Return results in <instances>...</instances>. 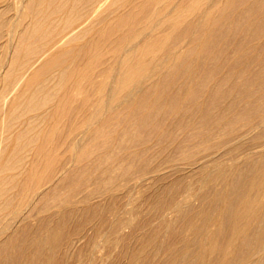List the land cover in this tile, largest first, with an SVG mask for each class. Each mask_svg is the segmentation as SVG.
<instances>
[{"label": "bare ground", "instance_id": "1", "mask_svg": "<svg viewBox=\"0 0 264 264\" xmlns=\"http://www.w3.org/2000/svg\"><path fill=\"white\" fill-rule=\"evenodd\" d=\"M134 1L135 3H133V0H0V238H1L0 258H3V257L6 258L7 256L9 257V255L10 254L12 255L15 251L14 243H15V239L17 238L16 234L17 232H19V230L18 228H16V231H11V232L9 231L14 230V227L16 225L22 224V221L24 223L25 220L29 218L30 213H28L29 215L28 214L22 215L23 213H21L23 209H25L24 206L29 203H32L33 199L37 196L39 191L45 185H49L53 183V180H55L58 176L60 177L64 175V173H67L70 168L71 163L76 162V160L78 159L80 160L84 156H86L87 147H88V146L86 147L88 143V142L86 143V141L88 140V138L89 139L91 138L94 132L95 134L93 137L94 138L93 143L94 141L95 143H97L98 138L103 139V137H104V141L100 140L98 141V143L101 142L100 144H102L103 142L105 143V141L106 142L108 141V138L106 140V137L103 136L102 133L100 135V137L102 138L98 137L99 136L98 134L96 135L98 131H101L99 127H100V123L103 120L105 121L102 122V125L106 124L107 126H109L108 123L111 121L110 118L114 114H111V116L108 117L107 114L110 113L108 110L110 109L115 110L114 112L116 113V117H114L115 115L112 116L114 119V118H118L117 115L121 116V113L125 115L128 112V110L131 112H134L133 111L134 107L133 108L131 107L134 106L135 103L142 104V108H143V104L144 106H146L144 103L145 101H147L146 103L148 104L150 101L154 102L157 99L156 94L158 92L157 87H156L157 84H155L154 82L155 78H158L156 79L157 81L160 79L159 77L164 75V73L166 74L172 73L173 69L176 68V64H178L179 61L185 62L184 64L188 63L187 61L184 60L185 49H198L197 50L198 53L202 49H204L206 44L208 43L206 41L207 38L206 37L204 38V35L206 36V34L209 32H210L209 34H211L214 28L219 25V24L218 25L216 24L221 19L224 20L225 18V22H226V17H228L229 14L232 12L234 3L237 0H137V1L134 0ZM239 6L238 8L241 9L240 10L241 15L243 14L244 18L246 17V20L244 21H246V23L248 24H251L252 26V27H247L249 28L248 30H250V28H253V27L255 29V30L253 29V31L263 28L262 32L264 35V23L261 22L262 19L264 18V0H242L241 2L239 1ZM10 10L12 11L11 15L8 14V11ZM254 11L262 13L263 17H260V19L258 18L256 19V17L254 19L253 17L254 15L250 17L251 13ZM223 20L220 21L222 22V25L225 23V22L223 23ZM217 28L216 30H218ZM225 29L220 28L218 30L219 35L222 32H226L224 31ZM210 37L212 38V36ZM258 39H259V36H258ZM167 40H169V42L172 43L170 46H167L169 45L168 44L169 42L166 45ZM259 40H261V38ZM165 46L166 48L167 47L168 48L166 49ZM164 48L166 49L165 51H164ZM88 49L90 50L99 49V50L98 51L96 50V52L92 51L91 53L93 54L89 53L88 55V52L90 51ZM105 49H108V50H105ZM86 50H87V55L90 56V58L93 56L91 59L89 58L90 60H87V62H85L86 59H83V56H82L85 54ZM109 50L112 51L111 53H109L110 55L107 54L108 52H110ZM244 50L245 49H243V51ZM248 50L249 49H246V52H245L246 55H247ZM243 51L240 49L239 52L241 53ZM236 52H237V49H236ZM106 55H109V57H107ZM250 56H252V54L251 55L249 54L248 57ZM248 57L246 58L248 59ZM246 58H245V62L247 61ZM255 58L257 59V61L260 59L257 57ZM82 59L85 62V65L84 64L82 65V62H81ZM232 59H230L231 62H232ZM249 59L251 61V58ZM106 60H107V66L109 65V68L107 70L105 67L104 69V68H101V66H99L101 64L104 65L106 63ZM249 62H246V63H249ZM260 62H262V60ZM246 63L245 65L248 66V64ZM231 64H235V63H231ZM181 65H179V67L177 68L178 70L179 68L181 69L180 67ZM216 65L219 66L218 62L216 63ZM262 65L260 68H263ZM175 70L176 69H174V71ZM243 70L247 72L245 69ZM233 71H236V70H231V74ZM161 73L162 75L160 76L159 74ZM186 73L193 74V66L189 67L187 65ZM227 74H230V72ZM232 75H231V78H232ZM241 75H242L241 79H243L244 78L243 74ZM217 77L221 78L220 75ZM217 77H213L212 74H208L207 80L205 81L204 79L206 84H207V81L209 82L208 85L204 87V84L201 83V85L203 86L202 89L208 90L210 91V93H212L210 94L212 95L211 100L212 98H214L213 94L217 93V89H218L216 87L218 86L217 84L221 81V80L219 81ZM249 77L248 79L251 80V77L250 78ZM226 78L228 79L229 75ZM246 79H244V82L246 81ZM193 80L197 84L199 83L200 78H198V76H195ZM240 81L238 82L240 83ZM254 82L256 85L257 82L256 81ZM237 83H235V86H239V83L238 85H236ZM241 83L242 84H241L240 89L242 88L241 93L243 96L244 93L242 92V90H245L244 89L245 87H242V86H244L245 83L243 82ZM220 84L219 86L221 88ZM248 84H250L249 86H251L252 83H248ZM87 87H92V88L87 89ZM251 87H254V86L252 85ZM89 89L92 91H88ZM257 89L258 88L256 87L254 88V93L255 92L257 93L256 91ZM220 90H221L219 91L220 93L221 92L226 93L227 91V90L223 91L222 88ZM236 90L239 91V89H236ZM181 91H182V88L180 90V93ZM183 91L186 92V93L184 92L181 93V94H184V97H182L181 95L183 99H181V97L180 98L178 97L181 100L177 99V101L179 100L182 103V101L185 100L184 98L188 97L190 101L189 99L188 100L186 99L187 101L186 100L185 101L187 102V104H190V105L188 106L185 105L187 107L183 109V106L181 105V103L179 105V103L176 102V104L172 105L171 102L174 101L172 100L170 102L171 103L170 105L172 106H170V110H169L170 117L173 118V116H177L178 114H183V116L191 115L192 118L190 119L192 120L188 119L190 121L186 123L185 121L184 122L179 121L178 124L175 123L177 124L175 125L176 127L175 133L177 134L176 129L178 131L180 130L179 132L180 136L177 137L176 135L175 138L172 137V133H173L172 130L171 131L169 130L170 132H172V133H169V131H165L163 126L158 127V128L156 127L155 128L156 131H154V137L157 138L156 140L159 139L158 145L161 146L160 148H158V150L162 151L161 148L172 150L175 156H177L176 155L177 153L178 155L180 154V156L177 157L178 160L180 159L182 161L183 160L188 161V163L189 162L193 163L192 161L193 156L191 155L193 152L191 153L189 151L190 153H187V154L183 153L184 151L183 148L185 146L186 147L188 146L189 141H193L197 144H202L203 149L205 151H209L211 150L213 146L212 145L213 141L211 142V140L215 139V137L217 138L219 134L222 136L221 138L222 140L216 142V147H217V143L221 145L230 144L232 145V147H236L238 144L236 143L235 145L234 143L235 141L232 142V139H233V135H235V132L237 135L238 130L235 131V128L238 127L239 124L238 125L236 124L237 125L236 127H233V124L235 126L234 122L238 121L239 119L243 121L244 124L242 123V126H244V129L247 128V132L248 130L253 131V129H256L257 127L260 128V126H263L264 128V100L262 101V99H260L262 102L260 101V103H258L259 97L254 96V98H252L253 96V95L251 96L252 92L250 93V96H249L250 98H249L248 97L249 93L245 91L246 94L248 93L247 96L245 94L246 98L247 97L249 98V100H246V98L245 100L248 103V101L252 100L254 102L258 98L257 99L258 102L254 103L255 105L253 103L251 104V107L252 105H254V107H252V112L253 111L255 112L257 118L254 117V119L255 118L256 119L252 120L250 118L252 115L251 116L249 115L251 113L248 114V112H246V114H242L241 112H239L241 113V115H239L238 111H236L240 117L234 120H226L224 119L226 118V116L222 117L224 115V114L222 115V113L224 112L226 113L227 110H225L222 113H219L222 116L216 113H212L213 110L210 106L208 105L202 106V102L206 101L205 98H204L205 100H203V98L202 99L200 98V101L197 100L198 98L197 96L196 98L195 95H191L190 87ZM233 91H232V94H233ZM205 93L207 92L205 91ZM225 93H222V96H224ZM259 93L260 92H258V94ZM158 94L160 95L162 93H158ZM166 96L168 97L169 94L166 93ZM172 96H176V95L173 94ZM261 97L262 95L260 96V98ZM172 99H176V98H172ZM216 99L217 98H215V100ZM218 100L215 101L216 104ZM246 101H244L243 103H245ZM157 102L158 100L155 101L156 104ZM160 102L161 101L159 100V105H160ZM155 103L153 106H151L152 108L150 107L151 108L150 112L149 110L147 111L148 113H153V115L156 114L155 118H152L153 116L152 114H150L151 116L148 114V116H150L152 120L154 119L153 121H151L152 123L147 121L148 116L147 117L144 116L145 118L144 117L138 118L139 120L136 119L137 116L135 118L132 117L135 120H138L137 122H135V124L133 123V126H131L132 131H133V127L135 128V132L133 131L130 133V130L129 132L128 130H126L127 127L129 128L128 121L126 124L127 127L126 126L124 127V125L122 124V122L124 123V121L127 120L126 118L131 113L130 112H129L130 114L127 113L125 117H123L125 119L122 118L124 120V121L122 120L121 122V125L124 128V131L122 132H124L126 136H127L126 133L130 135L126 139L123 136L124 140L121 141V144H120L121 147H126L127 149L129 148L128 145H130L131 143L134 144V141H135V145H136V142L138 143L139 141H141L140 145L142 146L134 147L131 150H126L124 154L115 156V158L120 157L119 159H123V160L126 158L127 162L118 163L115 165H112L111 163L108 169H106L102 173L104 174L108 172L109 175L105 174L106 176L104 175L102 176L101 174L99 176L101 179L99 181L101 183L99 182L100 185L97 184L98 186H96L95 188L90 187V184L86 182L88 180L86 181L82 180L83 182L85 181L82 188H80L79 186L75 187V185L73 188H78L79 190L70 188V189H73V191L69 190L70 192L73 193V194L71 193V198L61 201V203L58 202L59 200H56V198H54L57 202H52V204L56 203L55 205H53V207L54 206L58 207L59 211L57 209L56 213L53 212L55 213L53 214V216L55 215L53 218H55L56 216H59V214H61V216L63 217L62 213L65 210H67L68 207H71L72 212L76 210L78 213L80 212L83 215L85 214L89 215L88 212L93 211V210H90L91 206H89V204L91 203L92 200L95 199V197L96 198L101 197L102 199V197L105 196L106 198L108 196L110 198V197H113L114 194L122 191L125 187H130L131 189L132 188L135 189L136 196L134 195V196H130V198H127V200L125 201L126 204L123 208H114L115 205L113 206L111 205L114 208L112 209L113 211L110 210V212L111 211L113 212L112 214L113 216H111L112 223L110 225L111 233L108 234L109 232H107V234L108 236H110L111 234L112 236L114 235L113 236L115 238L114 244L117 245L120 242V240L123 238L122 231L125 227L134 226L135 228V225L133 224V222H134V219H136V217H133L134 215H132L133 207L132 206L129 207L128 205L130 204L133 205L134 203H136L135 200L137 197L139 198L140 195L144 196L143 194L146 193L147 189L150 190V188L153 185L154 186L157 185L158 182L163 178L161 176V174L164 173L163 169L164 170L168 169L165 166L164 168L163 165L165 163L167 164L168 162H171L174 160L172 158L167 157L169 153L166 155L165 151H163V154H165L166 156L163 154H160L161 152L159 153L160 154L159 156H157L156 154L150 155L152 151H150V154H148L149 149L152 150L151 145L153 144L151 143H155L154 142L155 139L152 140L154 137L152 135L148 136L150 133L147 134V132H146V136H147L146 138L145 132L143 133L142 131H147L146 128H149L155 122L160 120L157 114L163 109L164 111L167 109V105H165L166 107L165 109L163 104H162L163 106H159L158 104L156 105ZM204 103L205 102H203V104ZM164 104H166V101L164 102ZM183 104H186V103H183ZM234 105H231V107H233ZM196 106L200 110L199 114H197L199 111L195 112L198 110V109L195 110ZM147 107L149 106L147 105ZM140 108H141V105H140ZM159 108H161L162 110H160ZM224 109H226V107ZM245 109L243 110V108H241L240 111L244 113V111H247V109H251V108L245 107ZM142 110L143 109H141L140 112H146V110L144 111ZM215 110L218 111V108H216V106H215ZM215 110L214 112H216ZM85 111H88V112L84 113ZM124 111L126 112L125 114L123 113ZM236 112L234 111V113ZM64 113L70 114V116H72L71 114H73L74 119L68 125V130H67V133H65L66 134L65 138L63 139L61 144L58 143V146L60 144L61 146L59 147H62V148H64L63 146L66 145L65 147L67 150L65 151L66 152L65 155L64 153L62 154V157L65 156L63 157L64 162L57 165L54 163V161L56 160L55 157H57L56 154L59 155V152L55 153V155L52 153V150L54 151V146L52 145H53V142L55 143L57 142L55 141V139L57 138L54 139V137H51L52 135L53 136L55 135L53 134L54 132L52 133V135L51 133L50 134H47V133L50 131L56 130L57 127L62 126V125L59 126V119L61 116H63ZM146 113L144 115H146ZM161 113L162 112H160L159 115ZM165 113L167 112H164L162 114L164 115ZM141 114L142 113H140V115ZM105 115H107L106 116L107 119L106 117L104 118ZM238 115H236V117ZM184 117H183V120L185 119ZM233 117L234 116H232V119ZM56 118H58V120H55ZM77 118L80 119L81 121L77 120ZM53 119L55 120L54 124H53ZM51 120H52V123L49 122ZM68 120H70V118ZM135 120L131 119V121H135ZM148 120L150 121L149 118ZM193 123L198 124V126L202 128H196L195 126L193 127L192 126ZM51 124H53V126ZM49 125L50 127H48ZM242 126L239 127L240 130H244L242 129ZM232 128L235 132L231 131ZM137 129L142 130L141 133L138 132ZM189 129H192V130H189ZM76 130L80 132L79 133L77 132L76 133L77 135H73L74 132H76ZM256 131L259 132V130H256ZM240 132L243 133L242 131ZM240 132H238V134ZM231 133H233V135H231ZM244 135H246L245 130H244ZM244 135H241V136H244ZM260 136L258 137L262 138ZM143 137L145 138L143 139ZM245 137H250V136H245ZM163 138L165 141L168 140L167 144L169 143V145H166L165 148L163 145L159 143V141H161V139ZM251 138L253 139L254 137H251ZM237 139L240 140L241 137L239 138L237 137ZM253 140H255V138ZM253 140L252 142H254ZM257 140H255L254 143H259L258 145L256 144L259 148L256 146L258 149L257 150L255 149L256 152H254L253 154L259 153V155L257 156L258 160L256 159L257 157L255 158V156L253 157V155L250 154L251 152L249 151L244 152L243 150L245 149L241 148L240 146L239 150L243 149L242 150L243 153L240 151V153L242 154L239 155V157L236 158L234 161L231 158H229L232 160L231 163H229L228 161V163L230 164V165L228 164L229 167H223L222 162L224 161L222 160H220L222 161L221 162L222 165L219 164L218 162L214 163L212 169L203 168V166L201 167L202 163L199 164L200 169L199 167L198 169L201 171L202 176L198 177L199 172H198V175L196 176L198 178L202 177L203 179H201V181H203L204 184L206 183L210 184L212 182L215 186L217 181L221 180L224 182V187L229 188L232 182L234 184L236 182V181L235 182L233 181V176H235L234 173H237L236 172L237 170H240L238 169L239 164H241L240 162H243V161L246 162L250 158L251 159L255 158V161L257 160L256 163L254 161L255 164L252 165L253 167L250 168L251 169L250 172L253 173V176L249 175L252 177V178L250 177L251 178L250 180L248 179L249 182L247 181L246 178H244L245 181H247L246 182L247 184L244 182V185L242 184L241 187L240 186L236 187L235 189L238 188V191H239L238 193L237 192L235 193V190H233L234 195L237 194L236 200L230 201L227 198H225V196H222V193L218 191L215 192L214 198H213L211 195L213 191L211 192L209 191L211 195L210 197H212L213 200L216 199L217 201H219V206H217L219 207L218 216L216 217L217 213L214 214L216 219L215 221H212L214 222V224L212 223V226H209L210 224L207 226L204 225L205 221H207V219L210 217L209 216L207 219L205 217L206 215L208 216L209 214H211V213L207 214L209 211H206V215L204 214L205 216L202 213V215L204 216L202 218L206 219L204 221L202 220L203 221L202 227L200 226L201 223L200 225L198 223L197 227L193 226L192 223H189L190 224L189 228L190 229L192 227L197 228L196 231L200 234L199 235L200 237L198 238V235L195 233L198 238L197 240L198 244L196 242L197 238H195V236L194 237L190 236L191 238L188 237L189 239H192V240L194 238L197 248L192 247L193 250L191 251V248L189 250L190 246L187 244L186 245L187 247L183 246L184 249L180 250L181 251L180 253H177L175 251V254L176 253H177L176 255L179 254L181 258V262L180 263L177 262V264H190V263L191 264H264V148H263L264 140L260 139L259 140L260 142L259 141L256 142ZM247 141L246 143H248ZM156 144H157V141L155 145ZM59 147H57L55 151L59 150L58 149ZM62 148H60V150H62ZM154 149H157V148H154ZM190 149L192 148L190 147ZM203 149L200 148L201 151L199 149L197 150L199 151L198 155L200 152H201L200 154L202 155V152L204 151ZM224 149L222 152H224ZM228 149H225V150L228 151ZM186 150H188V148H186ZM193 150L194 152L196 151L195 149ZM236 150L234 151V153L236 152ZM152 153H154V151ZM240 153L236 152L235 155H238ZM250 155L251 157L249 158ZM198 157L199 158L203 157V159L206 158L204 157V154L201 157L200 155L197 156V158ZM214 158H216V155ZM232 158H235L234 155ZM104 159H108V156L106 154H105ZM208 161H205V162L207 163ZM216 161L218 160L216 159L214 162ZM209 163H211V161ZM247 163L249 164V162H246L244 163V165H246ZM40 165L43 166L42 170L38 169ZM169 165H167V167ZM176 166L175 168H177ZM248 166H251V165H248ZM190 167L188 169H190ZM178 168L179 169L177 171H179L178 172L179 174L181 171L180 169L181 167L178 166ZM195 168H196V165H195ZM172 169L174 170V167ZM169 170L170 169H168L167 171ZM71 171H70V174H71ZM39 172H41L40 178L37 180V183H35L36 185L33 186L32 183L34 182V179L39 174ZM88 173H89V170H88ZM175 174L177 175V173ZM241 174L243 173L241 172ZM172 175L173 174H171V176ZM191 175H193V173H191ZM249 176L247 177L249 178ZM178 177H180L181 179V177H184V176L179 174ZM187 180L188 179L186 178V181ZM146 182H149V185L147 184L148 185L147 187H146ZM187 182H188L187 183V186H188V184L191 183V181L190 182L187 181ZM238 182L239 180L237 181V183ZM160 183L162 184L163 182H160ZM77 185L78 183L76 184V186ZM192 187L193 186H191V188L190 186L185 187L187 188L185 189V193H183L184 190L182 189L183 194L181 195L182 196L181 198L179 197V199L178 197L175 196L177 199H175L174 197L175 200H173L174 194L172 193L171 195L172 199L170 198L171 201L168 200L169 202L164 203L165 211L162 213L163 217H161L162 218L161 220L164 222V224L167 223V225H169L168 219L169 220L173 219L172 217L176 213H180L185 207L188 206L190 208L191 203H192L191 198L193 196L196 195V198L199 197V196L197 197V194H196L197 192L193 193L192 190L194 189V187L193 189ZM126 191L129 192L128 188L127 190H125V192ZM119 196H120V193H119ZM201 198H205V197L203 196ZM212 198H210L211 200L208 199V201L209 200L212 201ZM114 200L117 201L116 199ZM155 200L156 199H154V201ZM206 204H208L207 201H206ZM50 205H48V207ZM97 205L98 204H94L93 208L95 209ZM102 205L103 204H101V206ZM197 205H200V204H197ZM208 206L210 205L208 204ZM197 207L196 209H198ZM201 208L199 210H201ZM107 212H104V213L106 214ZM210 212H211V209H210ZM61 216H59L60 218H56L58 220L56 221L54 220L56 223L55 225H49L51 222L48 224L46 223L51 218L50 219L47 218L48 219L47 220L46 216L43 218L40 217L41 222H37V223H40L42 225V227L40 228L42 230V233H39V235H41V239L38 240L37 242H33L34 238L32 236L28 237V238H32L31 241L33 243L29 242L28 240L30 239H28L26 242H29V244L30 243L32 244L30 246L27 243L26 246L28 247L29 245V248L32 249L29 254L31 256L30 259L36 264H58V257H57L58 253L57 252H60L58 248H61L60 244H62V242H63L64 247H63L61 255H63L66 258L67 257L71 258L70 256L74 254L73 247L75 245L73 246V243L75 242L76 244V241L78 242V240H81L83 239L84 236H86L85 235L86 232H83L81 228H78L80 225L78 224V221L81 220V218L79 219V217H77L79 219V220L76 219L78 227L77 226L73 227L75 230L73 229V231L68 232V234L64 232L65 234H67L66 238H64L65 236V234L63 233L64 227L62 226L64 221L61 219ZM158 216H160V214H158ZM70 217H72V215H70ZM103 219H100V220L103 221ZM105 219L107 220V217ZM111 219H108V220H111ZM210 219L211 217L208 219V221ZM66 220L68 221V219ZM84 221L86 220H83V223ZM79 222L81 223V221ZM163 222H160L161 223L160 228L162 225H164ZM185 222L187 223V221ZM225 223H227V231L225 230L227 233L223 235L222 231H224V229L226 228L225 227L223 228L222 226H226ZM68 224H69V221H68ZM97 224H95L94 226L95 229L93 228L94 233L97 231V226L98 228L101 227L100 224H99L100 226ZM105 224H102V225L104 226ZM140 224L142 225V223ZM195 224H196V221H195ZM253 226L254 228L251 229ZM137 227L138 226H136V228ZM136 228L134 230H136ZM37 229H39L38 226H37ZM160 230H163V229H160ZM139 231H141V228L139 229ZM20 233H18V235H21ZM132 233H133V230H132ZM24 234L25 233H23V236ZM95 237L96 235L92 233V235L90 236V239L88 238V242H87L88 252L89 254H92V255L94 251L96 250V247L98 248L99 243L103 241V238L105 239L104 242L108 239V237L104 235V237L100 238L98 241L97 240L95 241L94 240ZM183 238H187V237H183ZM25 240H24V243L22 242L24 244L23 246H25ZM153 240L154 238H151L148 243L151 244ZM109 241L110 240L108 239L106 242L110 243ZM153 243L155 244V240ZM15 245L18 246L17 241ZM163 245H160V246L163 247ZM180 245L178 247H180ZM9 246H11L10 251L12 252L10 254L7 252V249L9 248ZM165 250H166V247H165ZM162 251L164 252V249ZM16 252H18V250H16ZM170 253L174 255V252L172 253L171 251ZM173 255H171L172 258L169 255V258L172 261L176 259ZM158 256H157V259H159ZM99 257L103 260L104 256L101 255ZM180 258H179V261H180ZM21 259H23L22 256H21ZM17 260L19 261V259ZM170 260L168 259V262ZM10 261H12V259ZM31 261L29 260V262ZM172 261H170L169 263H171ZM90 263H91V260H90ZM92 263H96V262L93 261ZM100 263L104 264V261ZM11 264L13 263L11 262ZM16 264L18 263L16 262ZM20 264H22V262ZM25 264H27V261Z\"/></svg>", "mask_w": 264, "mask_h": 264}, {"label": "rangeland", "instance_id": "2", "mask_svg": "<svg viewBox=\"0 0 264 264\" xmlns=\"http://www.w3.org/2000/svg\"><path fill=\"white\" fill-rule=\"evenodd\" d=\"M137 1V0H136ZM239 1L241 2L242 0H237V1H235V3H234V7L232 8V12L229 14V16L228 17H226V22H225V18H224V20L223 19H221L220 21H222L223 20V25H222V22H218L216 25H218V26H216L215 28H214V30L211 32V34H209V33H205L206 34V36L204 35V38L206 37L207 38V44H206V46H205V48L204 49H202L199 53L197 52V50L198 49H185V53H184V60L185 61H187L188 63H186V64H184L185 62H178V64H176V68H174V69H176L175 71L176 72H178V73H176L175 71H174V69H173V71H172V73H168V74H166V73H164V71H163V73H164V75L163 76H161L162 75V73L161 74H159L161 77H159L160 79L159 80H157L156 81V79H158V78H155V80H154V82H155V84H157V90H158V92H157V94H156V100L155 101H157L158 100V102H157V104L159 105V100L161 101L160 102V105L159 106H163L164 105V107H165V105H167V109H166V107H165V111H164V109L162 110L161 108H159L160 110H162V111H160V112H162V113H164V112H167V113H165L164 115L162 114H160L159 115V113L157 114L158 116H159V118H160V120H158L157 122H155L153 125H151L149 128H146L147 129V131H142V130H138V132H140L141 133V131L144 133L145 132V137L147 138V136H146V132H147V134H149L148 136H153L154 137V131H156L155 130V128L157 127H161V126H163L164 127V129H165V131H171L172 130V132H170L169 131V133H172V137H174L175 138V136L177 135V137L178 136H180V130L178 131L177 129H176V132H177V134L175 133V125H177L178 124V122L179 121H182V122H184L185 121V123L186 122H188V121H190V120H192V119H190V118H192L191 117V115H189V116H183V114H178L177 116H173V118L172 117H170V113H169V110H170V106H172V105H174V104H176V102L177 103H179V105H180V101L179 100H181V99H183L182 97H184V94H181V93H183L184 91L183 90H186V89H188L189 87L191 88V95H195V97L197 98V100H199L200 101V98L202 99L203 98V100H205L206 99V101H203V100H201V101H203V102H205L204 104H203V102H202V106H210L211 108H212V110H213V112L212 113H216V114H219V113H222V112H224L225 110H227L226 111V113L224 112V113H222V115L221 114H219V115H221L222 117H224V116H226V118H224V119H226V120H234V119H236V118H238V117H240L239 115H241V113L242 114H246V112H248V114L249 113H251V114H249L251 117V119L252 120H255L256 118H257V116H256V114H255V112L253 111L252 112V107H254V103L255 102H258V103H260V99H262V101L264 100V35H263V32H262V30H263V28H261V29H258V30H256V31H253V29H254V27L253 28H250V30H248L249 28H247V27H252L251 26V24H248V23H246V21H244V20H246V17L244 18V16H243V14L241 15V13H240V8H238V6H239ZM133 3H135V1L133 0ZM137 3V2H136ZM240 7V6H239ZM234 11V12H233ZM11 13H12V11L10 10V11H8V14L9 15H11ZM219 15V14H218ZM252 15H254L253 17H254V19H255V17H256V19L258 18V19H260V17H263V15H262V13H260V12H256V11H254V12H252L251 13V15H250V17L252 16ZM252 17V18H253ZM239 18V19H238ZM230 19V20H229ZM238 19V20H237ZM242 19V20H241ZM235 20V21H234ZM238 21H239V23H238ZM240 21H242V22H240ZM247 24H245V23ZM261 22H263L264 23V18L262 19V21ZM226 24V25H225ZM227 24H229V25H227ZM168 25V24H167ZM234 25V26H233ZM241 25V26H240ZM249 25V26H248ZM240 26V27H239ZM243 26V27H242ZM218 27V28H217ZM165 28V27H164ZM216 28L219 30L220 28H223V29H225L224 31H226V32H222L220 35H219V33H218V30H216ZM238 28V29H237ZM255 30V29H254ZM209 35V36H208ZM215 35V36H214ZM218 35V36H217ZM210 36H212V38L210 37ZM258 36H259V39L261 38V40H259L258 39ZM262 36H263V38H262ZM211 40V42H210V40ZM251 40V41H250ZM170 41H171V39H170ZM254 41V42H253ZM259 41V42H258ZM169 42V40H167V42H166V45H167V43ZM250 42V43H249ZM169 45H167V46H170L172 43L171 42H169L168 43ZM234 45V46H233ZM256 46V47H255ZM165 48H166V46H165ZM164 48V51L168 48H166L165 49ZM170 48V47H169ZM236 49H237V52H236ZM240 49L243 51V49H245L243 52H239L240 51ZM246 49H249L248 51H247V55H246ZM88 50H90V49H88ZM96 50L97 49H91L89 52H88V55H89V53H91L92 51L94 52H96ZM99 50V49H98ZM97 50V51H98ZM104 50V49H103ZM105 50H108V49H105ZM223 50V51H222ZM110 52H108L107 54H109V53H111L112 51L111 50H109ZM220 51H222V52H220ZM249 52V53H248ZM91 54H93V53H91ZM249 54L251 55L252 54V56H250V57H248L249 56ZM87 55V50H86V52H85V54L84 55H82L83 56V59H86L85 60V62H87V60H90L91 58H90V56H88ZM110 55V54H109ZM109 55H106L107 57H109ZM245 55H246V57H248V59L245 57ZM257 57V58H260L261 60H262V62H260L259 60L257 61V59L255 58V57ZM88 57V58H87ZM106 57V58H107ZM90 58V59H89ZM233 58V59H232ZM245 58L247 59V61L246 62H249L250 61V59L249 58H251V61L249 62V63H246L245 62ZM83 59L81 60V62H82V65L84 64L85 65V62L83 61ZM230 59H232V62H231V60ZM235 59V60H234ZM254 59V60H253ZM244 61V62H243ZM256 61H257V63H256ZM218 62V65L219 66H217L216 65V63ZM230 62V63H229ZM260 62V63H259ZM109 63V62H108ZM231 63H235V64H231ZM245 63L246 64H248V66L247 65H245ZM110 64V63H109ZM181 64H183V65H181ZM260 64V65H259ZM263 64V65H262ZM105 65V66H104ZM104 65H99V66H101V68H106V70L109 68V65L107 66V60H106V63L104 64ZM179 65H181L180 67H181V69L179 68V70L177 69L178 67H179ZM187 65L190 67H192L193 66V74H189V73H186V68H187ZM261 65H262V67L263 68H260L261 67ZM104 68V69H105ZM243 69H245L247 72H245ZM231 70H236V71H233L232 72V74H231ZM261 70V71H260ZM174 72H175V74H174ZM230 72V74L232 75V78H231V75L230 74H227V73H229ZM239 73H241V74H243V79H241L242 78V75L241 74H239ZM208 74H212L213 75V77H217V76H219L220 75V77L221 78H219V77H217L218 79H219V83L217 84L218 86H216L217 88V93L215 94H213V96H214V98H212V100H211V97H212V95H210V94H212V93H210V91H208V90H204V89H202V85H201V83H203L204 84V87L206 86V85H208V81H207V84H206V80H207V77H208ZM158 75V76H159ZM223 75V76H222ZM229 75V78L227 79L226 77ZM235 75V76H234ZM239 75V76H238ZM157 76V77H158ZM195 76H198V78H200V80H199V83H197L196 84V82L193 80L194 79V77ZM226 76V77H225ZM251 77V80L250 79H248V77ZM223 77V78H222ZM249 77V78H250ZM247 78V79H246ZM204 79H205V81H204ZM223 79V80H222ZM231 79V80H230ZM244 79H246V81L244 82ZM203 80V81H202ZM240 80H242V81H240ZM223 81V82H222ZM238 81H240V83L238 82ZM248 81V82H247ZM250 81V82H249ZM254 81H256L257 82V84L259 85H255V82L253 83ZM259 81V82H258ZM222 82V83H221ZM239 83V86H235V83ZM241 82H243V83H245L244 84V86H242V87H245L244 89L245 90H242V92L244 93L243 94V96H242V93H241V89H240V87H241ZM263 82V83H262ZM221 83V84H220ZM238 83L236 84V85H238ZM248 83H252L251 84V86L253 85L254 87H251V86H249L250 84H248ZM260 83H262V84H260ZM219 84L221 85V88H222V90L223 91H226V93H227V95H226V93L225 92H219V91H221L220 89V86H219ZM248 84V85H247ZM222 85H223V87H222ZM260 85H262V86H260ZM234 86H235V88H234ZM247 86H249V87H247ZM182 88V91H181V93H180V90H181V88ZM226 87V88H225ZM232 87H233V89H234V91H233V89H232ZM236 87H238V88H236ZM251 87V88H250ZM258 88L256 91H257V93L255 92L254 93V88ZM259 87H260V89H259ZM88 88H92V87H87V89ZM220 88V89H219ZM224 88H225V90H224ZM230 88V89H229ZM250 89V90H248V89ZM232 89V90H231ZM236 89H239V91L238 90H236ZM253 89V90H252ZM228 90H230V91H228ZM248 90V91H247ZM88 91H92V90H88ZM205 91L207 92V93H205ZM232 91H233V94H232ZM245 91H247L248 93V97L250 96V93L252 92V94H251V96H252V98H254V96H257V97H259V99H258V101H257V99L253 102L252 100H250V101H248V103H247V101L246 100H249V98L247 97L246 98V96H247V94H246V92ZM229 92V93H228ZM230 92H231V94H230ZM258 92H260L259 94H258ZM91 93V92H90ZM158 93H162V94H158ZM166 93H168L169 94V96L167 97L166 96ZM184 93H186V92H184ZM209 93V94H208ZM222 93H225V95L224 96H222ZM173 94H175L176 96H172ZM180 94V95H179ZM245 94H246V96H245ZM158 95H159V97H158ZM181 95H182V97H181ZM216 95V96H215ZM232 95V96H231ZM262 95V97L260 98V96ZM181 97V99H179V98ZM210 97V98H209ZM219 97H220V99H219ZM162 98V99H161ZM166 98V99H165ZM172 98H176V99H172ZM205 98V99H204ZM215 98H217L216 100H218L217 101V104H216V100H215ZM245 98H246V100H245ZM251 98V99H252ZM171 99V100H170ZM177 99H179L178 101H177ZM185 100L187 99H189L188 97H185L184 98ZM153 100V99H152ZM170 100V101H169ZM172 100H174V101H172ZM182 101V103H181V105L183 106V109L184 108H186L188 105H190V104H187V100L186 101ZM215 100V101H214ZM155 101L153 102V101H150L149 102V104L148 103H146L147 101H145L144 103H145V105L146 106H144V104H143V108H142V104H140V103H135L134 104V106H132L131 108H133V111L135 112V114H134V112H131V111H129L128 110V112L127 113H129L130 115L126 118L127 120H123V119H125V118H123V117H125V115L127 114L125 111L123 112L125 115H123L122 113H121V116L120 115H117V117L118 118H114L113 119V117L112 116H114V117H116V113L114 112L115 110L114 109H110V110H108L110 113H108L107 115H108V117L109 116H111V114H114V115H112L111 116V121H112V123H111V121L108 123V125L109 126H107L106 124H104V125H102V122L103 121H105V120H103L101 123H100V127H99V129L101 130V131H98L97 133H96V135L98 134L99 136L98 137H100V135H101V133H102V135L103 136H105L106 137V140H107V138H108V143L105 141V143L103 142L102 144H100V143H98V141H104V137H103V139H99L98 138V141H97V143H95V141H94V143H93V137H94V134H95V132H94V134H92V136H91V138L89 139L88 138V140L86 141V143H87V145H86V147H87V154H86V156H84L82 159H78V160H76V162H73V163H71V165H70V168H69V170H68V172L67 173H64V175H62V176H58L55 180H53V183H51V184H49V185H45L40 191H39V193L37 194V196L33 199V201H32V203H29V204H27V205H25L24 206V208L25 209H23V211L21 212V213H23L22 215H27L28 213H30V216H29V218H27L26 220H25V224L23 223V221H22V224H19V225H16L15 227H14V230H10L9 232H11V231H16V228H18V230H19V232H17V238L15 239V243H16V241H17V243H18V246H16L15 245V243H14V246H15V251H14V253L11 255L10 253H12L11 251H10V247L11 246H9V248L7 249V252L10 254L9 255V257L7 256L6 258H4L3 256H1V257H3V258H0V261H2V262H0V264L2 263V264H11V262L13 263V264H16V262L18 263V264H20L21 262H22V264H25L26 263V261H27V264H36L35 262H33V261H31V259H30V252H31V248H29V245L31 246V244L33 243V242H37L38 240H40L41 239V235H39V233H42V230L40 229L41 227H42V225L40 224V223H37V222H41V219H40V217L41 218H43V217H45L46 216V219L48 218V219H50L49 221H47L46 223L48 224V223H50L49 225H55L56 223H55V221L56 220H58V219H56V218H60L59 216H61V214H59V216H56L55 218H53L54 216H53V214H55L56 213V211H57V209H58V211H59V208L58 207H56V206H54L53 207V205H55L56 203H53L52 204V202H57L56 200H59L58 202L59 203H61V201H64V200H67V199H69V198H71V193L72 192H70L71 190L73 191V189H78V188H73L74 187V185H75V187H80V188H82L83 187V185H84V182L86 181V180H88V181H86V182H88V184H90V187H92V188H95L96 186H98L97 184H99L100 185V181L99 180H101L100 179V175L106 170V169H108V167L110 166V164L112 163V165H115V164H118V163H126L127 161V159L125 158L124 160L123 159H119L120 157H116L115 158V156H119V155H121V154H124V152H126V150H131V149H133L134 147H140V146H142V145H140L141 144V141H139L138 143L136 142V145H135V141H134V144L133 143H131L130 145H128L129 146V148H127L126 149V147H121V141H123L124 139H123V136L125 137V139L126 138H128V136L130 135V134H128V133H126L127 134V136L125 135V133L124 132H122V131H124V128H123V126L121 125V122H122V120L124 121V123L122 122V124L124 125V127L126 126L127 127V121H128V125H129V128L127 127V129L126 130H128V132H129V130H130V133L131 132H135V128L133 127V131H132V127L131 126H133V123L135 124V122H137L139 119L138 118H142V117H147L148 116V114L150 115V114H152L153 115V113H148L147 111L149 110V112H150V110H151V106H153L154 105V103H155ZM166 101V104H164V102ZM167 101H169V102H167ZM172 101V102H171ZM189 101H190V99H189ZM188 101V102H189ZM214 101V102H213ZM235 101V102H234ZM244 101H246L245 103H243ZM261 101V102H262ZM172 103V105H170L171 103ZM173 102H175V103H173ZM233 104H232V103ZM239 102V103H238ZM250 102V103H249ZM168 103V104H167ZM183 103H186V104H183ZM190 103V102H189ZM213 103V104H212ZM225 103V104H224ZM231 103V104H230ZM234 103H235V105H234ZM254 104V105H252V107H251V104ZM156 104V103H155ZM156 104V105H157ZM163 104V105H162ZM257 104V103H256ZM139 105V106H138ZM140 105H141V108H140ZM147 105L149 106V107H147ZM185 105H187V106H185ZM216 106V108H218V111H216L215 110V106ZM218 105H219V107H218ZM226 105V106H225ZM231 105H234L233 107H231ZM259 105V104H258ZM136 106H138V107H136ZM250 106V107H249ZM135 107H136V109H135ZM151 107V108H150ZM226 107V109H224ZM231 107V108H230ZM245 107L246 108H251V109H247V111H244V113L242 112V111H240V109L241 108H243V110L245 109ZM146 108V109H145ZM148 108V109H147ZM150 108V109H149ZM181 108V107H180ZM195 108V107H194ZM214 108V109H213ZM220 108V109H219ZM221 108H222V110H221ZM141 109H143L142 111H144V110H146V112H140V110ZM182 109V108H181ZM198 109V110H197ZM224 109V110H223ZM130 110H132V109H130ZM136 110V111H135ZM139 110V111H138ZM194 110V109H193ZM195 110H197V111H195V112H198L197 114H199L200 113V110H199V108H197V106H196V108H195ZM214 110L216 111V112H214ZM220 110H221V112H220ZM246 110V109H245ZM249 110V111H248ZM89 111V110H88ZM88 111H85L84 113H87ZM127 111V110H126ZM234 111L236 112V111H238V114H237V112L236 113H234ZM114 112V113H113ZM138 112H139V114H138ZM218 112V113H217ZM239 112H241V113H239ZM137 113V114H136ZM140 113H142L141 115H143V116H141L140 115ZM146 113V115H144ZM66 116H65V115ZM63 114V116H61L60 117V119H59V126H61V127H57L58 128V130H57V128H56V130H54V131H50V132H48L47 134H50L51 133V135H52V133L53 134H55L54 136L52 135L51 137H54V139L55 138H57V139H55V141H57L56 143L55 142H53V145L52 146H54V151L52 150V153L55 155V153H58L59 152V155H57L56 154V156L57 157H55L56 158V160L54 161V163L55 164H61V163H63L64 162V158L63 157H65V156H63L62 157V154L64 153V155H65V151L67 150L66 149V145L65 146H63L64 148H62V147H59V146H61L60 144H61V142L63 141V139L65 138V136H66V134L65 133H67V130H68V125H69V123L74 119V115L73 114H71L72 116H70V114H66V113H64ZM132 114H134V115H132ZM193 114V113H192ZM195 114V113H194ZM225 114H227V115H225ZM230 114V115H229ZM233 114V115H232ZM238 115L237 117H236V115ZM254 114H255V116H254ZM258 114V113H257ZM67 115H68V117H67ZM86 115V114H85ZM107 115H105L104 116V118L107 116ZM123 115V116H122ZM155 115L156 114H154L153 116H152V118H155ZM214 115V114H213ZM137 116V118L136 119H138V120H135L134 118ZM140 116V117H139ZM151 116V115H150ZM150 116H148V118L150 119V121L148 120V118H147V121L148 122H150V123H152L151 121H153L152 120V118L150 117ZM232 116H234L233 117V119H232ZM81 117V116H80ZM120 117H121V119H120ZM132 117H134V118H132ZM144 117V118H145ZM178 117V118H177ZM183 117L185 118L184 120H183ZM254 117H256L255 119H254ZM70 118V120H68ZM79 118V117H78ZM77 118V120H79V121H81L80 119H78ZM82 118V117H81ZM123 118V119H122ZM129 118H131L132 120H135V121H131V119H129ZM143 118V119H144ZM172 118V119H171ZM177 118V119H176ZM106 119H107V117H106ZM130 121H129V120ZM188 119H190V120H188ZM55 120H58V118H56ZM55 120L53 119V124H54V122H55ZM78 121V122H79ZM145 121H146V119H145ZM172 121H173V123H172ZM241 120L239 119L238 121H236V122H234L235 123V126H234V124H233V127H236L238 124H239V126L238 127H236V128H238V129H236L235 128V131H237L238 130V132H240V131H242L243 133H239L238 134V132H237V135H236V132L233 130V128H232V130L231 131H233V132H235V135H233V133H231V135H233V139H232V142H234L235 143V145H236V143L238 144L236 147H232V145H230V144H219V143H217V147H216V142H218V141H221L222 139V136L219 134V136H217V138L215 137V139H213V140H211V142L213 143H211L213 146H212V148H211V150H209V151H205L204 149H203V145L202 144H197V143H195V142H193V141H189V143H188V146L186 147V148H188V150H186V148L184 147L183 148V153H185V154H187V153H192L191 155L193 156V163H194V165H193V163L192 162H189L188 163V161H185V160H178V158L177 157H179L180 156V154L178 155V153L176 154L177 156H175L174 155V152L172 151V150H168V149H162L161 148V150L162 151H159L158 150V148H160L161 146L160 145H158V140H156L157 138L156 137H154L152 140H154V142L156 143V141H157V144L155 145V143H151V144H153V145H151V147H152V150H150L149 149V152H148V154H150V151H154V153H152L151 152V154L150 155H157V156H159L160 154H163V151H165V154L167 155L168 153V156L167 157H169V158H172V159H174L173 161H171V162H168L167 164L165 163L164 165H163V167L165 166L166 168H168V169H170L169 171H167V170H164L163 169V171H164V173H162L161 174V176L163 177H161L162 179L158 182V184L157 185H151L152 187L150 188V190L149 189H147L146 190V193L145 194H143L144 196H142V195H140L139 196V198H141V199H139L138 197L136 198V200H135V202L136 203H134L133 205L132 204H130V205H128L129 207L130 206H132L133 208H132V215H134L133 217H136V219H134V222H133V224L135 225V228H136V226H138L137 228H136V230H134L135 228H134V226L133 227H131V226H128V227H125L124 229H123V231H122V239L120 240V242L117 244V245H115L114 244V240H115V238L112 236V234L110 235V236H108V234H110L111 232H110V225H111V223H112V217L111 216H113L112 214H113V210L112 209H114V208H123L124 206H125V204H126V200H127V198H130V196H134L135 195V193H136V191H135V189H131L130 187H125L122 191H120V192H118V193H116V194H114L113 195V197H106L105 198V196L104 197H102V199H101V197H98V198H96L95 197V199L94 200H92L91 201V203L89 204V206H91V208H90V210H93V211H89L88 212V214L89 215H83V214H81L80 212V214L76 211V210H74V212H72V209H71V207H68V209L67 210H65L63 213H62V215H63V217L61 216V219L66 223H64L63 222V233L65 232V233H67L68 234V232H72L73 231V227H78V225H77V220H79L80 218H81V220H79V221H81V223L78 221V224H80L79 225V227L78 228H81V230L83 231V232H86L85 233V235L86 236H84L83 237V239H81V240H78V242L76 241V244H75V242L73 243V249H74V254L72 255V256H70L71 258H66V257H64L63 255H61L62 254V250H63V247H64V245H63V242H62V244H60V247L62 248H58L59 249V251L60 252H57L58 253V264H72L73 263V261H74V263L73 264H101L100 262H102V261H104V264H150L151 262V264H171L172 262V264H177V262L178 263H180L181 262V258H180V256H179V254L178 255H176L177 253H180L181 251L180 250H183L184 248H183V246H186L187 244L190 246H188L189 247V250H190V248H191V251L193 250L192 249V247L193 248H197V246H196V244H195V240H194V238H193V240L192 239H189V238H191V237H194L195 236V238H197V235H198V238L200 237L199 235V233L196 231V229L197 228H195V227H197L198 226V223H199V225H200V223H201V227H202V223H203V221L204 220H206L209 216L211 217V219L209 220L210 221V223H209V221H208V219L210 218H208L207 219V221H205V224L204 225H209V226H212V223L214 224V222H212V221H215V219H216V217L218 216V211H219V207H217V206H219V201H217L216 199H214L213 200V198H214V194H215V192L216 191H218V192H221L222 193V196H225V198H227L228 200H236L237 199V194H235L234 195V191L233 190H235V193L237 192H239L238 191V188L237 189H235L236 187H241L242 186V184L244 185V182L246 183L247 181L249 182V180L252 178L251 176H253V173H251L250 171H251V167H253L252 165H254L256 162H257V160H258V155H259V153H255V154H253L254 152H256L255 151V149L257 150L259 147L257 146L259 143H254L255 142V140H257L259 137L258 136H260V137H262V138H264V131H262V130H264V128H263V126H260V128H256V129H253V131H254V133H253V131H249L248 130V132L250 133H248L247 132V128L246 129H244V126H242V123H243V121H241ZM50 123H52V120L51 121H49ZM114 122V123H113ZM175 123H177V124H175ZM53 124H51L52 126H53ZM131 124V125H130ZM237 124V125H236ZM244 124V123H243ZM106 125V126H105ZM242 126V129H244L245 130V134L246 135H244V130H240L239 129V127H241ZM192 126L194 127H196V128H202V127H200V126H198V124H192ZM48 127H50V125L48 126ZM262 127V128H261ZM122 128H123V130H122ZM137 128V127H136ZM49 130V129H48ZM189 130H192V129H189ZM240 130V131H239ZM256 130H259V132H257ZM56 131V132H55ZM78 131L76 130V132H74V134L73 135H77L76 133H77ZM80 132V131H79ZM78 132V133H79ZM100 132V133H99ZM127 132V131H126ZM137 132V131H136ZM252 132V133H251ZM261 132V133H260ZM124 133V134H123ZM142 133V134H143ZM263 133V134H262ZM259 134V135H258ZM95 135V136H96ZM241 135H244V136H241ZM255 135H257V136H255ZM48 136V135H47ZM50 136V135H49ZM144 136V135H143ZM235 136V137H234ZM245 136H250V137H245ZM97 137V136H96ZM145 137H143V139L145 138ZM171 137V138H172ZM237 137L239 138V137H241V139H243V140H238L237 139ZM242 137H244V138H242ZM251 137H254L255 138V140H253ZM100 138H102V137H100ZM121 138H122V140H121ZM149 138V137H148ZM152 138V137H151ZM246 138V139H245ZM262 138H259L256 142H258L260 139L261 140H264V139H262ZM48 139H49V137H48ZM96 139V138H95ZM166 139V138H165ZM218 139V140H217ZM163 140H164V138L163 139H161V141H159V143L161 144V145H163L164 146V148H165V146L166 145H169V143L167 144V142H168V140L167 141H165L164 140V142H163ZM249 143H246V141ZM252 140L254 141V142H252ZM237 141V142H236ZM243 141V142H242ZM153 142V141H152ZM260 142V141H259ZM58 143H60L59 144V146H58ZM166 143V144H165ZM195 143V144H194ZM214 143H215V145H214ZM233 143V144H234ZM55 144H56V146H55ZM257 144V145H256ZM234 145V146H235ZM250 145H251V147H250ZM223 146V147H222ZM240 146H241V148H243V149H245V150H243L244 152H247V151H249V152H251L250 154L251 155H253V157L255 156V158L257 159L256 161H255V158L253 159H251L250 157H251V155L249 156V160L248 161H246V162H249V164L247 163L246 165H244V163H246L245 161H243V162H240L241 164H239V168L238 169H240V170H237L236 172L237 173H234V175L235 176H233V181L235 182V184L232 182V184H231V186L229 187V188H225L224 187V182L223 181H221V180H218L217 181V183L216 182H214V183H216L215 184V186H214V184L211 182L210 184L209 183H206V184H204V182L203 181H201V179H203L202 177L201 178H198L199 176H202V174H201V171L199 170L200 169V166H199V164H201V167L203 166V168H207V169H212V167H213V165H214V163H219V164H221V162L222 161H224V162H222V164H223V167H229V163H231L232 162V160L234 161L236 158H238L239 157V155H241L243 152H242V150L240 149L239 150V148H240ZM258 148H257V147ZM56 147V148H55ZM57 147H59L58 149L59 150H57V151H55L56 149H57ZM190 147L192 148V149H190ZM250 147V148H249ZM60 148H62V150H60ZM154 148H157V149H154ZM200 148H202L203 150V152H202V155L199 153V155H200V157L201 156H203V154H204V157H206V158H204L205 159V161H208V160H210L211 161V163H209L210 161H208L207 163L204 161V159H203V157H201V158H197V156H199L198 155V152L199 151H197L198 149L200 150ZM218 148H219V150L220 149H222V150H218ZM228 149V151L227 150H225V149ZM231 148H232V150H231ZM236 148H237V150H236ZM253 148V149H252ZM264 148V147H263ZM53 149V148H52ZM193 149H195L196 151L195 152H197V153H195L194 152V150ZM223 149H224V152L225 151H227V152H222L223 151ZM186 150V151H185ZM236 150V152L238 153H240V151L242 152V153H240V154H238V155H235L236 154V152L234 153V151ZM251 150V151H250ZM252 150H254V151H252ZM190 151V152H189ZM201 151V150H200ZM218 151V152H217ZM234 153H232V152ZM161 152V153H160ZM208 152V153H207ZM160 153V154H159ZM206 153V154H205ZM210 153H211V155H210ZM216 153V154H215ZM218 153V154H217ZM105 154L108 156V159H104V157H105ZM165 154H163V155H165ZM207 154H208V156H207ZM165 155V156H166ZM197 155V156H196ZM206 155V156H205ZM213 155V156H212ZM215 155H216V158H214L215 157ZM218 155V156H217ZM233 155H234V157L235 158H232L233 157ZM104 156V157H103ZM212 156V157H211ZM232 156V157H231ZM101 157V158H100ZM208 157V158H207ZM218 157V158H217ZM212 158V159H211ZM229 158H231V159H229ZM176 159V160H175ZM191 159V158H190ZM218 160V161H216V162H214L215 160ZM100 160V161H99ZM188 160V159H187ZM220 160H222V161H220ZM231 160V161H230ZM220 161V162H219ZM228 161H229V163H228ZM254 161H255V163H254ZM93 162H95V163H93ZM173 162V163H172ZM174 162H175V164L177 165H175L174 164ZM183 162V163H182ZM186 162V163H185ZM226 162V163H225ZM169 163H170V165H169ZM90 164H91V166H90ZM95 164V165H94ZM98 164V165H97ZM172 164H173V166H172ZM192 164V165H191ZM221 164V165H222ZM229 164V165H228ZM41 165H43V164H41ZM40 165V167L38 168V169H40V170H42V168H43V166H41ZM167 165H169L168 167H167ZM187 165H188V167H187ZM190 165H191V167H190ZM195 165H196V168H195ZM248 165H251V166H248ZM81 166V167H80ZM96 166V167H95ZM175 166L177 167V168H175ZM178 166L179 167H181L180 169H181V171H180V173L179 174H181L182 176H184V177H181V179H180V177H178V172L179 171H177L179 168H178ZM186 166V167H185ZM193 166H194V168H193ZM243 166V167H242ZM85 167V168H84ZM89 167V168H88ZM164 167V168H165ZM174 167V170L172 169V168ZM184 167V168H183ZM190 167V169H188ZM198 167H199V169H198ZM186 168V169H185ZM194 169V170H192V169ZM172 169V170H171ZM202 169V168H201ZM72 170V171H71ZM88 170H89V173H88ZM189 170V171H188ZM70 171H71V174H72V176H71V174H70ZM167 171V172H166ZM175 171H177V172H175ZM184 173H183V172ZM243 173V174H241V172ZM196 172H197V174H196ZM198 172H199V175H198ZM239 172V173H238ZM248 172V173H247ZM110 173V172H109ZM170 173V174H169ZM175 173H177V175L175 174ZM191 173H193V175H191ZM194 173H195V175H194ZM68 174V175H67ZM70 174V175H69ZM108 174V172L107 173H104V174H102V176L104 175V176H106V175ZM171 174H173L172 176H171ZM237 174V175H236ZM246 174V175H245ZM40 175H41V172H39V174L35 177V179H34V182L32 183L33 184V186L34 185H36L35 183H37V180L40 178ZM109 175V174H108ZM164 175V176H163ZM196 175H198V177L196 176ZM244 175V176H243ZM249 175H251V176H249ZM67 178H66V177ZM88 176V177H87ZM174 176V177H173ZM176 176V177H175ZM243 176V177H242ZM246 176V177H245ZM247 176H249V178L247 177ZM236 177V178H235ZM251 177V178H250ZM185 178V179H184ZM186 178L188 179L187 181H191V183H189L188 184V186H190V188H191V186H193L194 187V189H193V187H192V189H190V190H192L193 191V193H196L197 194V197L199 196L200 197V199H199V197L198 198H196V195L195 196H193L192 198H191V206H190V208L187 206V207H185L180 213H176L172 218L173 219H171V220H169L168 219V222H169V225H167V223L166 224H164V222L161 220L162 218L161 217H163L162 216V213L165 211V208H164V206H165V204L164 203H167V202H169V201H171L170 200V198L172 199V193L174 194L173 195V200H175V199H177L176 197H178V199H179V197L181 198L182 196V194L183 193H185V189H187V188H185V187H188L187 186V181H186ZM244 178H246L247 179V181H245V179ZM90 179V180H89ZM193 179V180H192ZM196 179V180H195ZM235 179V180H234ZM249 179V180H248ZM82 180H85L84 182L82 181ZM197 180H199V181H197ZM239 180V182L237 183V181ZM244 180V181H243ZM76 181H77V183H78V185L76 186ZM181 181H182V183H181ZM221 181V182H220ZM80 182V183H79ZM90 182V183H89ZM100 182V183H99ZM160 182H163L162 184L160 183ZM165 182V183H164ZM185 182H186V184H185ZM194 184H193V183ZM242 182V183H241ZM75 183V184H74ZM160 183V184H159ZM179 183V184H178ZM201 183V184H200ZM203 183V184H202ZM149 185V182H146V187ZM171 184H173V185H171ZM247 184V183H246ZM245 184V185H246ZM170 187V189H169V187ZM223 185V186H222ZM159 186V187H158ZM164 187V189H163V187ZM182 186V187H181ZM218 186V187H217ZM179 187V188H178ZM70 188H73V189H70ZM127 188H128V191L129 192H125V190H127ZM178 188V189H177ZM210 188V189H209ZM131 191H130V190ZM184 191H183V190ZM215 191H214V190ZM217 189V190H216ZM223 189V190H222ZM227 189V190H226ZM70 190V191H69ZM79 190V189H78ZM201 190H203V191H201ZM208 190V191H207ZM152 191V192H151ZM182 191H183V193H182ZM192 191H190V192H192ZM201 192V194H200V192ZM211 191H213L212 192V197H210L211 195H210V192ZM70 192V193H69ZM227 192V193H226ZM68 194V196H67V194ZM119 193H120V196H119ZM168 193V194H167ZM200 195H199V194ZM206 193V194H205ZM73 194V193H72ZM118 194V195H117ZM131 194V195H130ZM150 194V195H149ZM207 195H209V196H207V198H206V196ZM229 194V195H228ZM123 195V196H122ZM149 195V196H148ZM166 195V196H165ZM136 196V195H135ZM176 196V197H175ZM205 197V198H201V197ZM116 197V198H115ZM144 197V198H143ZM174 197H175V199H174ZM212 198V201H210L211 199L210 198ZM54 198H56V200L54 199ZM100 198V199H99ZM108 198H109V200H108ZM195 198V199H194ZM107 199V200H106ZM114 199H116L117 201H115ZM123 199V200H122ZM144 199V200H143ZM154 199H156L155 201H154ZM205 199V200H204ZM208 199H210L209 201H208ZM102 200V201H101ZM112 200H113V202H112ZM120 200V201H119ZM122 200V201H121ZM161 200V201H160ZM169 200V201H168ZM204 200V201H203ZM216 200V201H215ZM101 201V202H100ZM110 201V202H109ZM162 201H164V202H162ZM203 201V202H202ZM206 201H207V203L210 205V206H208V204H206ZM217 202V203H215V202ZM97 202V203H96ZM102 202H104V203H102ZM108 202V203H107ZM162 204H161V203ZM203 204H202V203ZM211 202V203H210ZM92 203H93V205H92ZM99 203H101V204H103L102 206H101V204H99ZM124 203V204H123ZM159 203V204H158ZM194 203V204H193ZM51 204V205H50ZM94 204H98L96 207H95V209L93 208V206H94ZM106 204V205H105ZM121 204V205H120ZM164 204V205H163ZM197 204H200V205H197ZM217 204V205H216ZM48 205H50L49 207H48ZM113 205H115V207L113 208L112 206ZM163 205V206H162ZM190 205V204H189ZM194 205V206H193ZM99 206V207H98ZM110 206V207H109ZM127 206V207H128ZM198 208V209H196V207ZM206 206V207H205ZM137 207V208H136ZM202 207V208H201ZM209 207V208H208ZM48 208H50V209H48ZM52 208V209H51ZM100 209V211H99V209ZM102 208V209H101ZM193 208V209H192ZM201 208V210H199ZM105 211H104V210ZM205 209H207V210H205ZM209 209V210H208ZM210 209H211V212H210ZM33 210V211H32ZM47 210V211H46ZM110 210H112L111 212H110ZM196 210V211H195ZM204 210V211H203ZM68 211H69V213H70V215H72V217H70V215H69V213H68ZM102 211V212H101ZM108 211V212H107ZM115 211H116V209H115ZM157 211H159V212H157ZM199 213H198V212ZM203 211V212H202ZM206 211H209L207 214H209V213H211V214H209L208 216L206 215ZM215 211V212H214ZM53 212H55V213H53ZM66 212V213H65ZM104 212H107L106 214L104 213ZM135 212V213H134ZM137 212V213H136ZM139 212V213H138ZM195 212H197L198 213V215H197V213H195ZM33 213H34V215H33ZM68 213V214H67ZM74 213V214H73ZM94 215H93V214ZM111 213V214H110ZM201 213V214H200ZM202 213H203V215L206 217V219H204V218H202V217H204L203 215H202ZM215 213H217L216 214V217L214 216V214ZM43 214V215H42ZM93 216H92V215ZM158 214H160V216H158ZM29 215V214H28ZM65 215V216H64ZM103 215H105V216H103ZM108 215H109V217H108ZM200 215V216H199ZM34 216V217H33ZM37 216V217H36ZM51 216V217H50ZM100 216H102V217H100ZM30 217H32V218H30ZM64 217H66V218H64ZM74 217V218H73ZM77 217H79V219L77 218ZM82 217H83V219H82ZM98 217H99V219H98ZM107 217V220L105 219ZM181 217V218H180ZM215 217V218H214ZM38 218V219H37ZM73 218V219H72ZM92 218V219H91ZM104 218V219H103ZM137 218H138V220H137ZM35 219V220H34ZM66 219H68V221H69V224H68V221L66 220ZM72 219V220H71ZM77 219V220H76ZM89 219H90V221H89ZM100 219H103V221L102 220H100ZM108 219H111V220H108ZM161 221H160V220ZM55 220V221H54ZM83 220H86V221H84V223H83ZM92 220V221H91ZM99 220V221H98ZM137 220V221H136ZM151 220V221H150ZM175 220V221H174ZM197 220H198V222H197ZM203 220V221H202ZM28 221V222H27ZM88 221V222H87ZM98 222V224H97V222ZM109 221V222H108ZM142 221V222H141ZM185 221H187V223L185 222ZM192 221V222H191ZM195 221H196V224H195ZM32 222V223H31ZM101 222V223H100ZM108 222V223H107ZM160 222H163V224L165 225H162L161 226V228H160ZM207 222V223H206ZM35 225H34V224ZM87 223H89V224H87ZM97 224V225H101V227H99L98 228V226H97V231L94 233L93 232V230L95 229L94 228V226H95V224ZM106 223V224H105ZM137 223H139V224H137ZM140 223H142V225L140 224ZM146 223V224H145ZM171 223V224H170ZM189 223H192L193 224V226H195V227H192L191 229L189 228L190 227V224ZM41 226H40V225ZM73 224H74V226H73ZM76 224V225H75ZM82 224H84V225H82ZM102 224H105L104 226L102 225ZM109 226H108V225ZM137 224V225H136ZM151 224V225H150ZM38 226V228L39 229H37V226ZM69 227H68V226ZM82 225V226H81ZM99 225V226H100ZM168 227H167V226ZM177 225V226H176ZM179 225V226H178ZM187 225H189V226H187ZM203 225V226H204ZM225 225L226 226H222L223 228L225 227L226 229H224V231L226 230L227 231V223H225ZM20 226V227H19ZM21 226H22V228H21ZM25 226V227H24ZM29 226V227H28ZM81 226V227H80ZM141 226V227H140ZM150 226V227H149ZM155 227V228H153V227ZM172 226V227H171ZM199 226V227H200ZM65 227H66V229H65ZM83 227V228H82ZM103 227V228H102ZM177 227V228H176ZM94 228V229H93ZM105 228V229H104ZM141 228V231H139V229ZM163 229V230H160V229ZM173 228V229H172ZM254 228V226L251 228V229H253ZM22 229V230H21ZM25 229V230H24ZM27 229V230H26ZM69 229V230H68ZM171 229V230H170ZM17 230V231H18ZM68 230V231H67ZM75 230V229H74ZM125 230V231H124ZM132 230H133V233H132ZM159 230H160V232H159ZM223 230V229H222ZM20 231H21V233H20ZM23 231V232H22ZM67 231V232H66ZM135 231V232H134ZM163 231V232H162ZM168 231V232H167ZM191 231V232H190ZM193 231H194V233H193ZM222 231L223 232V235L224 234H226L227 232L225 231ZM26 232H28V233H26ZM103 232V233H102ZM107 232H109L108 234H107ZM131 232V233H130ZM143 232V233H142ZM182 232H184V233H182ZM188 232V233H187ZM200 232V231H199ZM222 232H221V234H222ZM18 233H20L21 235H18ZM23 233H25L24 234V236H23ZM38 233V234H37ZM62 233V234H63ZM64 233V234H65ZM92 233L93 234H95L96 235V237L94 238V240L96 241H98L100 238H102V237H104V235L105 236H107L108 237V239L110 240L109 242L110 243H108V242H104V238H103V241H101L100 243H99V246H98V248L96 247V250L94 251V253H93V255L92 254H89V252H88V244H87V242H88V238L90 239V236L92 235ZM130 233V234H129ZM160 233V234H159ZM162 233H163V235H162ZM186 233V234H185ZM197 235H196V234ZM35 236H33V235ZM67 234H65V236H64V238H66V236H67ZM125 234V235H124ZM169 234V235H168ZM184 236H183V235ZM15 235V236H16ZM28 235V236H27ZM157 235V236H156ZM187 235H189V236H187ZM25 236H27V237H25ZM33 237L34 239V241L32 242L31 240H32V238H28V237ZM39 236H40V238H39ZM182 236V237H181ZM191 236V237H190ZM183 237H187V238H183ZM189 237V238H188ZM26 240H25V239ZM151 238H154V240H155V244L153 243L154 242V240H153V242L151 243V244H149L148 242L150 241V239ZM162 238V239H161ZM164 238V239H163ZM198 238L196 239V242H197V244H198ZM28 239H30V240H28ZM62 239H63V237H62ZM144 239V240H143ZM187 239H188V241H187ZM0 240H1V238H0ZM24 240H25V246L27 245V243L29 244V242H32V243H30L29 245H28V247L26 246H23L24 244ZM29 241V242H26V241ZM36 240V241H35ZM162 240V241H161ZM179 240V241H178ZM181 240H183V241H181ZM13 241V240H12ZM93 241V240H92ZM140 242V244H139V242ZM142 241V242H141ZM147 241V242H146ZM161 241V242H160ZM168 241H169V243H168ZM181 241V242H180ZM185 241V242H184ZM186 241H187V243H186ZM190 241V242H189ZM23 242V243H22ZM145 242V243H144ZM189 242V243H188ZM166 243V244H165ZM168 243V244H167ZM182 245H180V244ZM183 243H185V244H183ZM112 244V245H111ZM139 244V245H138ZM164 244V245H163ZM120 246V248H119V246ZM154 245V246H153ZM160 245H163V247L162 246H160ZM169 245V246H168ZM180 245V247H178ZM105 246V247H104ZM107 246V247H106ZM140 246V247H139ZM145 248H144V247ZM149 246V247H148ZM153 246V247H152ZM155 246H156V248H155ZM17 247V248H16ZM115 249H114V248ZM141 247H142V249H141ZM162 247V248H161ZM165 247H166V250H165ZM169 247V248H168ZM170 247H172L173 248V250H172V248H170ZM182 247V248H181ZM187 247V246H186ZM28 248V249H27ZM81 248V249H80ZM135 248V249H134ZM144 248V249H143ZM150 248H152V249H150ZM154 248V249H153ZM175 248V249H174ZM164 249V252L162 251ZM16 250H18V252H16ZM21 250V251H20ZM25 250V251H24ZM108 250V251H107ZM136 250V251H135ZM144 252H143V251ZM145 250H146V252H145ZM150 250V251H149ZM153 250V251H152ZM169 250V251H168ZM197 250V249H196ZM79 251V252H78ZM107 251V252H106ZM121 251V252H120ZM148 251V252H147ZM172 251V253L174 252V255L173 254H171L170 252ZM175 251L177 252L176 254H175ZM195 251V250H194ZM20 252H22V253H20ZM28 252V253H27ZM143 252V253H142ZM154 252H156V253H154ZM17 253V254H16ZM108 253V254H107ZM117 253V254H116ZM136 253V254H135ZM139 253V254H138ZM141 253V254H140ZM149 253V254H148ZM23 254V255H22ZM107 254V255H106ZM147 254V255H146ZM156 255V256H154V255ZM92 255V256H91ZM104 256L103 257V260L99 257V256ZM151 257H149V256ZM159 255V256H158ZM169 255H170V257L172 258V256L171 255H173L176 259L175 260H170V258H169ZM10 256H11V258H10ZM21 256H22V258L23 259H21ZM89 256H90V258H89ZM118 256V257H117ZM154 256V257H153ZM157 256H158V258L159 259H157ZM177 256V257H176ZM179 256V257H178ZM13 257V258H12ZM14 257H16V258H14ZM28 257V258H27ZM76 257V258H75ZM116 257V258H115ZM148 257V258H147ZM9 258H10V260L12 259V261H10L9 260ZM92 258H94V259H92ZM100 258V259H99ZM153 258V259H152ZM179 258H180V261H179ZM2 259V260H1ZM5 259V260H4ZM8 259V260H7ZM16 259V260H15ZM17 259H19V261L17 260ZM68 259V260H67ZM74 259V260H73ZM80 259H81V261H80ZM100 260V262H99V260ZM117 259V260H116ZM155 259V260H154ZM168 259L170 260V261H172L171 263H169L168 262ZM24 260V261H23ZM29 260L31 261V262H29ZM70 260V261H69ZM90 260H91V263H90ZM102 260V261H101ZM115 260V261H114ZM147 260V261H146ZM154 260V261H153ZM158 262H157V261ZM4 261H5V263H4ZM10 263H9V262ZM16 261V262H15ZM60 261V262H59ZM66 261V262H65ZM72 261V262H71ZM96 262V263H92V262ZM117 261V262H116ZM143 261V262H142ZM7 262V263H6ZM15 262V263H14ZM98 262V263H97ZM157 262V263H156ZM174 262H176V263H174ZM103 264V263H102ZM191 264V263H190Z\"/></svg>", "mask_w": 264, "mask_h": 264}]
</instances>
